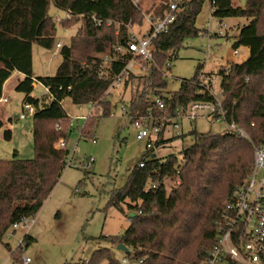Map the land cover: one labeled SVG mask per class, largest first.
<instances>
[{"label": "trees", "instance_id": "16d2710c", "mask_svg": "<svg viewBox=\"0 0 264 264\" xmlns=\"http://www.w3.org/2000/svg\"><path fill=\"white\" fill-rule=\"evenodd\" d=\"M171 1L162 0L145 12L162 18L163 9ZM204 1L185 0L168 30L153 39V59L148 71L130 72L124 77L123 86L131 84L133 88L132 98L126 104L130 109L126 116L131 122L149 110L159 114L155 104L158 97L164 101L168 116L194 101L217 103L198 75L183 81L178 91L165 94V68L177 57L183 39L198 34L195 21ZM210 1L214 17L248 20L239 28L234 46L248 47L249 56L220 70L221 106L226 123L235 124L247 137L228 126L220 133L194 130L192 143L181 150V160L174 153L165 157L153 154L156 147L181 134L156 140L154 147H146L125 185L110 193L109 204L122 211L126 205L128 212L136 215L129 218L131 224L122 238L102 236L112 244L122 243L129 248L126 264L203 261L216 242L219 217L254 166V148L264 144V0H245L244 5L233 0ZM51 2L71 14L63 24L81 21V25L70 45L60 47L62 61L56 74L36 78L33 44L47 49L55 45L56 23L48 14ZM135 13L132 0H0V97L5 82L15 72L25 75L16 89L24 93L23 103L35 106L36 151L34 159L0 160V238L14 224L39 212L67 168L70 150L57 146L60 139L67 142L72 130L63 101L71 98L74 104H93L87 122L96 123L100 117L111 114L109 87L131 59L125 49L117 48L126 47L131 35L127 24L133 25ZM92 14L103 23L95 25ZM109 19L113 20L111 25L106 22ZM143 21L141 17L139 23ZM35 78L47 89L41 98L32 96ZM3 125L0 119V128ZM83 133H87L85 129ZM5 136L10 138L11 130H6ZM142 161L146 163L144 168L139 167ZM153 183L157 187L147 190ZM27 238L33 240L28 235ZM103 260L107 264H125L109 248L98 249L90 264Z\"/></svg>", "mask_w": 264, "mask_h": 264}, {"label": "rangeland", "instance_id": "374dc122", "mask_svg": "<svg viewBox=\"0 0 264 264\" xmlns=\"http://www.w3.org/2000/svg\"><path fill=\"white\" fill-rule=\"evenodd\" d=\"M161 1L142 0L140 11L145 12ZM140 11L137 9L133 17L132 28L135 31L138 30L135 24L142 16ZM48 14L56 23L55 45L47 49L33 44V72L36 78L56 74L62 61L61 46L56 47V43L70 45L81 25V21L74 25L63 24L66 18H70L69 13L57 8L53 2ZM247 23L245 17L222 20L214 17L211 1L205 0L195 21L198 34L183 39L177 57L165 68L168 82L165 94L178 91L183 81L198 75L215 98L221 101L220 70L229 69L231 63H241L249 56L244 46L239 47L237 53L234 46L239 28ZM142 27L143 30L149 28L147 23ZM135 72L144 74L147 70ZM24 78L25 75L17 72L4 87L9 103L0 105L5 111V124L0 128V160L34 159L36 156L33 116L20 117L25 111L22 105L24 93L16 87ZM36 78L32 96L41 98L47 89ZM132 95L131 84L114 89L108 98L113 105L111 114L100 117L96 123L86 121L93 111V104H74L71 98L63 101L68 120L73 123L66 142L73 163L64 170L39 212L19 228L11 227L0 238V264H24L25 258H30L28 264H90L100 248H109L119 261L127 257V253L117 249L118 244H112L102 236L122 238L131 224L127 206L123 205L125 211H122L109 201L110 193L125 185L131 169L146 152L148 139H137L138 129L123 110ZM179 125L178 129L168 127L163 136L165 139L179 134L183 136L156 147L154 155L165 157L174 153L181 160V150L192 143L194 130L198 133H220L227 128L224 120L211 117H200L196 121L183 117ZM84 129L87 133L82 134ZM6 130H11L10 138L5 136ZM91 158L94 161L86 171L82 166ZM26 235L33 240H25ZM100 264L107 262L103 260Z\"/></svg>", "mask_w": 264, "mask_h": 264}, {"label": "built area", "instance_id": "2783aa9c", "mask_svg": "<svg viewBox=\"0 0 264 264\" xmlns=\"http://www.w3.org/2000/svg\"><path fill=\"white\" fill-rule=\"evenodd\" d=\"M132 1L136 10H142V0ZM184 2L185 0H172L169 6L163 9L162 18L140 11L141 17L144 18L145 23L149 27L145 33L135 31L132 28V23L127 24L131 35L126 47L122 48L119 46L117 50L125 49L131 54V59L123 71L114 78L113 83L109 87L110 91L122 86L124 77L130 72H135L136 70L139 72L148 71L150 61L153 59V39L163 31L168 30L169 24L176 20V12ZM69 16H71L70 13ZM90 17L95 25L103 23V20L98 19L96 14H92ZM106 22L111 25L113 20L109 19ZM57 46L60 47L62 45L58 43ZM235 53H237V49ZM105 59L107 60L108 57ZM216 101L217 103L194 101L185 108H177L171 116H166L164 115L166 110L165 103L158 97L155 99V104L159 114H154L152 110H149L146 115L134 118L133 124L138 129L137 139H148L147 147H154L156 140L164 138L163 134L168 127L173 126L176 129L180 127L179 120L183 117L190 121H196L200 117H211L226 122V115L221 106V101L217 99ZM0 103H9V98L2 95ZM22 105L25 111L20 114V117L33 116L35 106L29 102H24ZM123 110L127 114L130 109L125 105ZM88 117H86V120ZM71 125H73L72 122ZM227 126L241 136L247 137L245 132L241 128H237L235 124ZM58 128L61 127L58 126ZM93 141L95 142V139ZM57 146L66 148L67 143L64 139H60ZM93 161L94 159L91 158L89 162L82 166L83 169L90 168ZM72 163V158H69L67 167L71 166ZM145 166V161L139 164L140 168ZM177 172L179 173V170ZM156 187V183L149 184L147 190L155 189ZM27 219L25 218L22 222L14 224L13 228L17 229L24 223L26 224ZM29 262L30 258H25L24 264ZM122 262L128 263V258L123 257ZM198 264H264V144L254 148V166L243 183L236 188L233 200L227 203L224 212L217 221L216 242L206 258Z\"/></svg>", "mask_w": 264, "mask_h": 264}, {"label": "crops", "instance_id": "0c3cea01", "mask_svg": "<svg viewBox=\"0 0 264 264\" xmlns=\"http://www.w3.org/2000/svg\"><path fill=\"white\" fill-rule=\"evenodd\" d=\"M233 1H234L235 3H239L241 0H233ZM211 5H212V4H211ZM144 24H145V21H143L141 24L138 23V22L135 24V27H137V29H138V30H137V29H136V30H137L139 33H145L146 30L148 29V28L146 27V29L143 30V27H142V26H143ZM132 26H133V25H132ZM245 49H247V50L249 51V48H248V47H245ZM15 73H17V72H15ZM15 73H14V74H15ZM19 73H20V72H19ZM14 74H13V75H14ZM21 74H22V73H21ZM13 75H12V76H13ZM12 76H11V77H12ZM8 80H9V79H8ZM8 80L5 82V84H4V86H3V94H2V95H4V96H6V95L4 94V87H5L6 83L8 82ZM1 104H3V103H0V105H1ZM4 113H5V111L3 110V108H0V119H1V120L3 121V123L5 124V120L3 119V115H4Z\"/></svg>", "mask_w": 264, "mask_h": 264}, {"label": "water", "instance_id": "95a60500", "mask_svg": "<svg viewBox=\"0 0 264 264\" xmlns=\"http://www.w3.org/2000/svg\"><path fill=\"white\" fill-rule=\"evenodd\" d=\"M244 4H245V0H242V5H244ZM135 215H136L135 212H131L129 214V218H133ZM117 249H120V250L124 251L125 253H129L130 252L129 248L126 245L122 244V243L117 245Z\"/></svg>", "mask_w": 264, "mask_h": 264}]
</instances>
